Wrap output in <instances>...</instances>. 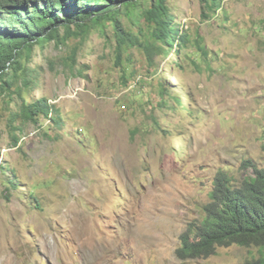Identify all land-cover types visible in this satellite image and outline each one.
Segmentation results:
<instances>
[{"label":"rangeland","instance_id":"obj_1","mask_svg":"<svg viewBox=\"0 0 264 264\" xmlns=\"http://www.w3.org/2000/svg\"><path fill=\"white\" fill-rule=\"evenodd\" d=\"M221 2L208 10L202 0H166L179 32L152 61L130 46L118 65L114 29L92 23L85 36L24 55L0 90V264H244L262 255L238 244L207 258L176 252L220 171L241 183L264 166V0ZM151 4L142 0L123 23L161 45L142 16ZM39 100L49 118L25 119L23 104Z\"/></svg>","mask_w":264,"mask_h":264},{"label":"trees","instance_id":"obj_2","mask_svg":"<svg viewBox=\"0 0 264 264\" xmlns=\"http://www.w3.org/2000/svg\"><path fill=\"white\" fill-rule=\"evenodd\" d=\"M165 1L152 0L151 7L142 13L148 23L158 26L159 32L153 34L163 42L158 45L152 40L141 41L123 23V16L134 21V12L140 9L142 0H0V90L10 87L11 71L17 76L22 58L35 46L52 40L63 43L68 35L85 36L91 23L103 31L109 25L114 29L118 65H122L123 51L130 46L143 47L152 61L154 53L167 52L165 44L169 45L179 32ZM202 1L208 10H217L222 5V0ZM203 16L209 17L206 11ZM61 29H64L62 36ZM180 38L185 40V35L182 33ZM76 52L73 51L74 59ZM50 114L51 105L40 100L23 104L21 112L25 119L37 122L39 115L49 118ZM233 244L259 247L262 255L244 264H264V166H254L241 183L220 171L200 223L190 225L182 233L176 252L184 260L207 258L216 253L217 247Z\"/></svg>","mask_w":264,"mask_h":264}]
</instances>
